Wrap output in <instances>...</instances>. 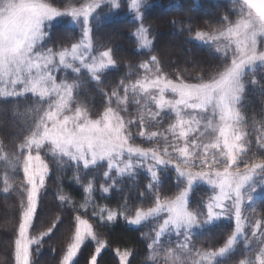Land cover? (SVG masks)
I'll use <instances>...</instances> for the list:
<instances>
[{"label":"snow or ice","instance_id":"obj_1","mask_svg":"<svg viewBox=\"0 0 264 264\" xmlns=\"http://www.w3.org/2000/svg\"><path fill=\"white\" fill-rule=\"evenodd\" d=\"M234 4L235 20L224 17L221 27L195 32V39L215 45V52L220 54L221 64L211 74H197L193 78L195 82H189L180 74L172 79L163 72L157 56L152 55L138 65L145 75L130 84L121 82L123 96L116 90L105 94L107 104L103 112L91 113L76 103L74 92L79 85L68 82L67 78H60L58 82L55 73L62 69H71L73 73L87 70L92 80L100 82L99 74L116 66L112 49L92 55L90 19L94 13L99 18L97 10L102 7L128 8L138 22L134 35L139 48L150 50L153 42L143 23V0H82L78 4L71 0H0V98L31 94L37 105L31 110L34 113L32 126L16 146L19 151L11 158L3 157L14 169L23 171V180L18 186L21 214L14 241V264H32L31 246L39 245L41 238L56 227L54 223L39 237L29 235L50 171L40 154L42 149L62 169L74 167L77 182L81 171L87 175L92 170L103 169L106 164L103 177L112 183L108 187L101 186L103 192L115 187L118 177L147 168L151 175L147 187L152 206L138 207L134 216L125 215L124 219L131 225L150 220L157 222L153 228L155 235L148 244L147 259L152 264H187L193 253V229L211 226L225 216L234 219L232 233L219 248L195 250L199 259L192 264H220L241 239L247 256L240 264H264L262 222L255 221L249 236L245 223L248 217L244 215V202L253 198L256 178L260 177L259 183H264V133L253 145L241 112L245 78L257 65L264 67V0H234ZM64 17L80 25L81 38L70 47L54 50L47 42L51 40L54 24ZM247 83L256 85L257 81L253 78ZM169 93L172 98H168ZM129 94L133 103L139 105L138 116L134 118L125 115ZM151 104L155 105V110L149 107ZM165 112L174 116V122L163 132L146 131L148 127L159 125ZM134 125L139 129L136 132ZM137 137L146 142L163 139L164 145L162 148L140 147L135 143ZM200 137L209 139L203 143ZM169 167L176 173L178 191L174 196L162 195L158 187L159 171ZM3 182V190L8 192L11 185L7 174ZM199 183L212 188V194L202 206L206 213L190 208L191 193ZM93 190V182L89 181L84 187L87 199H91ZM59 199L68 200L63 195ZM117 215L115 211H107L106 218L101 215L100 220L112 222ZM201 216L206 219L201 221ZM167 233L183 235L184 240L175 248L166 247L161 238ZM252 238H255L254 246H250ZM89 239L96 242V247L87 264H98L97 258L106 245L98 238L93 224L76 215L75 231L61 264H74ZM116 255L120 264H129V251L117 250Z\"/></svg>","mask_w":264,"mask_h":264},{"label":"trees","instance_id":"obj_2","mask_svg":"<svg viewBox=\"0 0 264 264\" xmlns=\"http://www.w3.org/2000/svg\"><path fill=\"white\" fill-rule=\"evenodd\" d=\"M79 3L80 0H71ZM148 6L143 10L144 25L149 29L148 35L153 42L151 49L139 51L134 37L135 22L129 14H119L103 19L95 18L90 22L93 29V43L99 50L112 49L116 66L106 70L101 75L100 82L84 77L78 96L83 107L91 113H102L107 104V96L116 90L123 96L124 84L133 83L141 73L138 65L147 61L150 56H157L161 68L169 78L175 79L177 74L195 82L197 74L216 70L221 64L219 55L210 47L199 43L194 38L198 30L210 31L222 25L224 17L233 20L236 17L235 5L230 0H147ZM96 17V16H95ZM92 19V18H91ZM191 29L189 31L188 29ZM80 32L69 25L60 22L54 24L51 40L48 46L53 49L69 47L79 39ZM174 38L171 43L168 40ZM207 78V76H205ZM254 78V77H253ZM256 85L248 83L242 98L241 112L245 118V131L251 133L248 139L255 145L256 138L264 133V78L255 75ZM36 98L27 97L0 98V147L7 149L21 143L22 137L27 135L33 124L34 113L31 111L37 105ZM126 118L137 117L138 106L133 103L131 94L127 104ZM133 126V131H138ZM135 143L149 148L153 142H146L137 137ZM255 151V147L253 148ZM49 166L46 186L41 190L37 216L33 220L30 235L39 237L47 232L55 223L52 232L43 236L39 245L31 246L32 264H61L62 257L75 231V216L81 215L93 224L100 240L105 243L98 256V264H120L117 250L129 251V264H152L148 260L151 243L155 235L152 221H145L138 226L129 225L124 216L135 214L138 207L152 206V196L148 192L151 175L142 168L134 170L132 175L118 177L115 187L108 192L101 191V186L108 187L111 181H105L103 169L90 171L87 175L81 171L79 182L74 178V167L61 168L53 161L46 150L40 152ZM115 175V170H113ZM158 187L162 195L174 196L177 191L176 173L172 168L159 171ZM4 175L0 173V264H14V241L16 228L20 221V201L11 192H4ZM89 181L93 182L91 199H87L84 187ZM183 187V185H180ZM141 193H144L142 196ZM212 189L205 183H199L190 196V208L194 211L206 213L203 204L206 203ZM68 198L61 202L59 197ZM255 217L264 223V191L254 196ZM9 204V208L5 207ZM85 205V207H81ZM201 206L198 208L197 206ZM107 211L117 212L115 221L102 223L100 216H107ZM96 213V215H93ZM120 213H123L121 215ZM201 221L206 216L200 217ZM263 227V226H262ZM234 230L231 220L221 219L211 226L196 229L191 235L192 255L188 263L199 259L195 250L216 249L223 246L228 235ZM249 236L251 232H248ZM259 235V234H258ZM165 246H174L175 237L162 238ZM169 241L171 242L169 244ZM255 238H252V245ZM96 242L87 240L78 253L74 264H87L95 254ZM247 256L243 239L238 242L235 250L223 258L220 264H240Z\"/></svg>","mask_w":264,"mask_h":264},{"label":"rangeland","instance_id":"obj_3","mask_svg":"<svg viewBox=\"0 0 264 264\" xmlns=\"http://www.w3.org/2000/svg\"><path fill=\"white\" fill-rule=\"evenodd\" d=\"M194 1L197 2L198 0H194ZM212 1H218V0H212ZM230 1L233 2V4H234V0H230ZM80 2H82V0H80ZM71 3L78 4V3H75V2H71ZM146 6H148L147 0H143V6L141 8L142 13H143V10H144V8ZM234 9L236 11V7ZM97 12L99 13V17H102L103 19H106L108 17L113 16L112 14H115V15H119V14H123V15L129 14L132 17V19L134 20L133 13L128 8H126V7H122L120 9H112V10H109L108 7H102V9H98ZM95 16H96V14L94 13L93 14V18L90 19V22H93V20H95V18H96ZM235 19H236V17L233 20H235ZM59 22L62 23V24H64V25H69V26H72V27L76 28L80 32L79 39L81 38V27H80V25L71 22V18L70 17H64V18L60 19ZM134 22H135V29H134V33H135L136 32V29L138 27V22H136L135 20H134ZM219 27H221V26H219ZM214 28H218V26L217 27H214ZM214 28H212V29H214ZM134 37H135L136 43H137V46H136L137 50H139V51H147L148 49H140L139 48L138 38L135 35H134ZM148 38L150 39L149 35H148ZM194 38H195V36H194ZM79 39L76 42H78ZM168 41L171 42V43H173L175 40H174L173 37H170V39ZM196 41H198L199 43H202L201 41H199L197 39H196ZM76 42H74V43H76ZM202 44L210 47L215 52V45L209 46L208 44H205V43H202ZM93 49L94 50L92 52V55H97L99 52L105 51V50H99L94 45V43H93ZM54 50H59V49H54ZM217 54L220 55L219 53H217ZM76 66H79L78 63H77ZM110 68L111 67H109L108 69H110ZM108 69H105L103 72H101L99 74L100 75V80H101V75L106 70H108ZM55 75L57 76L58 82H59V79L60 78H67L68 82H70V83L71 82H76L79 85V87L74 92V96H75V99H76V103L79 106H82V104L80 102V99H79V96H78V91L81 88V85H82V83L84 81V77L92 80L91 74L88 73L87 70H82L80 73H73L71 69H67V70H63L62 69V70L57 71L55 73ZM143 75H145V72L142 69L141 73L138 75V77L136 79L142 77ZM255 75H259L262 78H264V67H261V66L257 65L256 68L253 70L252 74H250L249 76H247L245 78L246 79V85L248 84L247 81L253 79V77L255 79ZM135 80H134V82H135ZM167 95H168V98H172L170 93L167 94ZM10 98H15V97H10ZM113 101H115V98H113ZM141 102L143 103V100ZM113 106H115V103L113 104ZM137 106L139 108V105H137ZM149 107H151L153 110H155V105L154 104L149 105ZM136 113L138 115V111ZM162 117L163 118H162L161 123L159 125H154L152 127H148V128H146V131H161V132H163L165 129H167V127H168V125L170 123H173L174 122V116H172L171 114H169L167 112L162 113ZM168 135H169V140H171L172 139L171 135L170 134H168ZM208 139H209L208 137H200L199 138L200 142H203V143H206L208 141ZM163 145H164V140L163 139H160L159 141H153V144H150V147L149 148H151V147H161L162 148ZM16 146H18V145L11 146V147H9L7 149H4V148H1L0 147V173H2L4 176L7 174V176H8V182L11 185V188L9 189V192H11V194L15 195L17 197L18 201H20V203H21V195H20V191H19V187L18 186L20 185V183L23 180V171H22V169H14L12 167V165L9 163V160H6V159L3 158L5 155H7L9 158H11L14 152L19 151L18 147H16ZM105 166H106V164H105ZM169 168H171V167H169ZM142 169H144L145 171H147V168L146 167H142ZM256 179H257L258 183L256 185V191L252 193V197L253 198L257 194L262 193L264 191V183H259V181H260L261 178L260 177H257ZM208 186H210V185H208ZM210 188H211V186H210ZM253 198L251 200L245 199V202H244V215L246 217H248V220L245 221V223L247 225L246 232H251V228H252V226H254L255 221L257 220L256 217H255V211H253V209L255 210V206L252 203ZM5 207L9 208V204H6ZM131 216H134V214L131 215ZM222 219L233 221L234 227H235L234 219H229L227 216L223 217ZM150 221H152L154 224L157 223L154 220H150ZM142 223H144V222H142ZM129 225H131V224H129ZM131 226H138V225H131ZM262 226H263L262 229H264V223H262ZM30 229H29V235H30ZM194 230H196V229H193V231ZM17 233H18V226L16 228V235H17ZM169 236H174L175 237V244H174V246H171L173 248H175V246L177 245V243L183 242V240H184L183 235L177 236L175 233H167L162 238H166L167 239V237L169 238ZM162 238H161V241L163 243H165ZM15 239H16V236H15ZM119 261H120V259H119ZM187 264H192V262L191 263H188L187 262Z\"/></svg>","mask_w":264,"mask_h":264}]
</instances>
